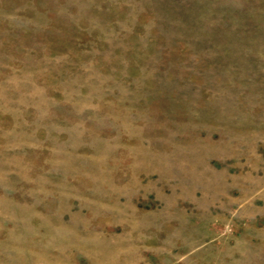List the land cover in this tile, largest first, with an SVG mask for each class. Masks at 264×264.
Returning <instances> with one entry per match:
<instances>
[{
	"label": "rangeland",
	"instance_id": "374dc122",
	"mask_svg": "<svg viewBox=\"0 0 264 264\" xmlns=\"http://www.w3.org/2000/svg\"><path fill=\"white\" fill-rule=\"evenodd\" d=\"M0 264H264V0H0Z\"/></svg>",
	"mask_w": 264,
	"mask_h": 264
}]
</instances>
